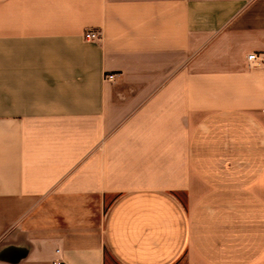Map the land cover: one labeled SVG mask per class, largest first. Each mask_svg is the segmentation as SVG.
<instances>
[{
  "label": "crops",
  "instance_id": "crops-1",
  "mask_svg": "<svg viewBox=\"0 0 264 264\" xmlns=\"http://www.w3.org/2000/svg\"><path fill=\"white\" fill-rule=\"evenodd\" d=\"M255 54L264 0H0V264H264Z\"/></svg>",
  "mask_w": 264,
  "mask_h": 264
},
{
  "label": "built area",
  "instance_id": "built-area-1",
  "mask_svg": "<svg viewBox=\"0 0 264 264\" xmlns=\"http://www.w3.org/2000/svg\"><path fill=\"white\" fill-rule=\"evenodd\" d=\"M85 38L90 41L101 39L99 33L94 30L86 32ZM248 62H250V67L261 66V65L264 66V58H261L257 56L256 54L250 55L248 57ZM112 79H114V76L109 77V80H112Z\"/></svg>",
  "mask_w": 264,
  "mask_h": 264
},
{
  "label": "rangeland",
  "instance_id": "rangeland-1",
  "mask_svg": "<svg viewBox=\"0 0 264 264\" xmlns=\"http://www.w3.org/2000/svg\"><path fill=\"white\" fill-rule=\"evenodd\" d=\"M177 264H181V263H177Z\"/></svg>",
  "mask_w": 264,
  "mask_h": 264
}]
</instances>
